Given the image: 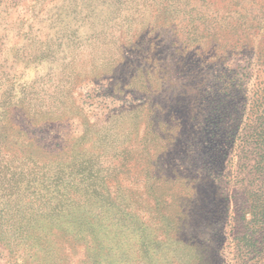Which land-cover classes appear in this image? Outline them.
Masks as SVG:
<instances>
[{
	"label": "rangeland",
	"instance_id": "1",
	"mask_svg": "<svg viewBox=\"0 0 264 264\" xmlns=\"http://www.w3.org/2000/svg\"><path fill=\"white\" fill-rule=\"evenodd\" d=\"M0 264H264V0H0Z\"/></svg>",
	"mask_w": 264,
	"mask_h": 264
}]
</instances>
